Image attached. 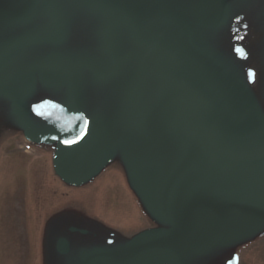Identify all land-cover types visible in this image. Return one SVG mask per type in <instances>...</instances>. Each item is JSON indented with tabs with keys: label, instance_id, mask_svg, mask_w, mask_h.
Masks as SVG:
<instances>
[{
	"label": "rangeland",
	"instance_id": "374dc122",
	"mask_svg": "<svg viewBox=\"0 0 264 264\" xmlns=\"http://www.w3.org/2000/svg\"><path fill=\"white\" fill-rule=\"evenodd\" d=\"M120 1L121 9L109 10L98 0H37V12L32 23L36 25L34 38L29 42L16 43L12 47L16 50L7 49L2 57L5 62L2 69L12 70L6 62L11 59L10 54L19 48V55L25 61L35 56L44 59L53 54H60V63L64 60H83L84 67L74 66L67 70L61 64L56 66L52 70L55 82L40 84L38 91H48L49 94L58 91L64 101L69 98L73 105L72 118H96L109 123L112 133L117 132L119 136L118 142L124 139L125 144L110 148L100 174L79 187L69 188L70 194L62 200V205L81 214L87 211L88 216L97 214L99 221L123 241L134 231L155 222V218L146 211L144 189L130 184L122 151L130 160L129 155L135 150L133 134H125L122 129L135 127L126 125L122 128L124 122H120V119H124L120 117L127 108H130L131 115L136 109H141L149 120H156L164 126L174 124L177 118L171 120L176 87L173 81L184 85L188 82L187 88L179 87L186 97L190 94L193 79L196 78L198 82L200 76L209 83V78H221L227 72L230 79L239 78L241 85L250 92L258 93L264 88V79L261 78L264 67L257 66V62L264 63V47L260 46L263 45L261 31L251 25L237 26L240 18L252 21L256 0L241 2L240 9L230 18L233 22L229 21L224 27L213 30L196 27L195 32L190 26L182 24V11L172 12L176 21L163 9L150 8V0ZM26 2L7 0L3 6L10 12L19 13L27 8ZM127 2H132L131 8L127 7ZM157 2L151 0V4ZM136 4L148 10H140L134 6ZM186 9L187 6L183 10ZM2 14L11 23L6 39L22 36V23L28 26L31 21H18L14 14L7 12ZM3 39L0 37V40ZM27 43L34 45V49L29 45L23 47ZM203 73L205 75L202 76ZM2 74L0 81L8 83L9 78L11 80L16 74L21 75L22 71ZM43 80L44 77L40 81ZM209 92L215 93L208 85L203 93ZM126 103L127 108L121 110ZM42 111L40 109V116L35 118L29 112L28 116L25 111L21 114L23 129L32 136L41 134L38 127L44 126L47 120ZM5 117L0 115V264H36L50 242L46 226L43 225L48 218L51 202L57 199L53 194L50 197V191H63L65 187L51 176L47 154H40L50 150L48 147H40L37 152L39 157L18 153L22 152V139L17 136L18 126L10 115ZM38 118L40 122L35 123ZM209 124L212 122L208 118L205 125ZM166 128L171 130L170 127ZM56 129L52 128V132ZM144 164L143 160L136 165L143 175L146 169ZM38 166L42 168L43 176L32 169L37 173L34 186L30 169ZM157 175L165 178L169 186L176 185L178 181L180 185L183 184L175 176H167L164 169H160ZM124 176L126 184L120 178ZM184 182L186 187L188 181ZM262 221L264 216L243 239L245 246L240 241L225 244L216 241L204 249L203 257V254L184 249L178 258L182 264H225L232 246L236 251L241 248L239 256L243 257L240 264H264ZM76 252L74 249L75 258ZM167 258H170L169 254L164 257L165 264Z\"/></svg>",
	"mask_w": 264,
	"mask_h": 264
},
{
	"label": "water",
	"instance_id": "95a60500",
	"mask_svg": "<svg viewBox=\"0 0 264 264\" xmlns=\"http://www.w3.org/2000/svg\"><path fill=\"white\" fill-rule=\"evenodd\" d=\"M191 16L195 18L197 24L212 28L223 25L228 17V8L224 0H199L191 10ZM50 65L49 63H41L32 68H41ZM109 129L105 124L98 120L88 121V123L80 125L77 136H68L62 139L59 144V151L55 155L56 172L67 182L78 184L87 179L92 172L96 171L102 161V156L107 151L106 140ZM216 129L207 132H202L199 137L193 142V162L190 170L199 173L209 171L210 169L228 165L235 173L244 178L246 169L244 160L245 154L238 153L233 148L216 147L214 139L216 137ZM81 133H83L81 135ZM79 137V138H78ZM64 141H74L73 143H64ZM233 162V163H232ZM224 206L231 204V201L222 203ZM189 211L184 215L195 224L193 212L198 209L203 213L204 217H209L207 220L201 218L198 227L206 230L208 221L214 220L217 205L214 201L206 199L199 195L192 196L188 201ZM239 210L241 206H239ZM148 242L151 244V249L147 248ZM57 248L62 253L68 251V243L64 239H59ZM150 248V247H149ZM158 251L157 240L154 237H147L143 245L139 248L133 257L132 264H146ZM112 253L94 249L88 253H84L81 257V264H95L98 260L111 258ZM176 264H178L176 262Z\"/></svg>",
	"mask_w": 264,
	"mask_h": 264
},
{
	"label": "snow or ice",
	"instance_id": "6c2138e0",
	"mask_svg": "<svg viewBox=\"0 0 264 264\" xmlns=\"http://www.w3.org/2000/svg\"><path fill=\"white\" fill-rule=\"evenodd\" d=\"M83 133H81L82 135ZM79 138V137H78ZM74 141H64V143H73Z\"/></svg>",
	"mask_w": 264,
	"mask_h": 264
}]
</instances>
